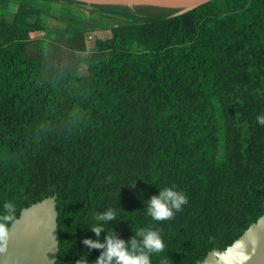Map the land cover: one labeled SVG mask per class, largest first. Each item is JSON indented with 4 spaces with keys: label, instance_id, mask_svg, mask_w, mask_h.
Segmentation results:
<instances>
[{
    "label": "trees",
    "instance_id": "16d2710c",
    "mask_svg": "<svg viewBox=\"0 0 264 264\" xmlns=\"http://www.w3.org/2000/svg\"><path fill=\"white\" fill-rule=\"evenodd\" d=\"M76 3L0 0V210L56 195V264L95 261L83 240L110 207L101 239L151 228L152 264H202L264 215V0L175 17ZM166 186L188 202L154 221Z\"/></svg>",
    "mask_w": 264,
    "mask_h": 264
},
{
    "label": "water",
    "instance_id": "95a60500",
    "mask_svg": "<svg viewBox=\"0 0 264 264\" xmlns=\"http://www.w3.org/2000/svg\"><path fill=\"white\" fill-rule=\"evenodd\" d=\"M90 6H151L179 9L175 17L211 0H71ZM57 196L23 208L9 226V238L0 251V264H56L59 255ZM202 264H264V215L225 250L208 253Z\"/></svg>",
    "mask_w": 264,
    "mask_h": 264
},
{
    "label": "clouds",
    "instance_id": "9594fccd",
    "mask_svg": "<svg viewBox=\"0 0 264 264\" xmlns=\"http://www.w3.org/2000/svg\"><path fill=\"white\" fill-rule=\"evenodd\" d=\"M256 119L260 125H264V114L258 115ZM187 202L188 197L185 192L178 190L175 186H166L160 188L157 194L147 200L146 211L154 221L168 220ZM14 216L15 205L10 201L4 202L0 210V251L6 246L9 226ZM115 218L116 212L111 207L95 216L97 223L93 224L89 230L97 238L95 240L85 238L83 244L89 249H100V255L94 262L89 260L88 255H83L75 261V264H152V254L162 251L165 247L160 233L151 228L141 229L133 237L125 240L117 236L113 230L101 239V233L107 229L105 225Z\"/></svg>",
    "mask_w": 264,
    "mask_h": 264
},
{
    "label": "rangeland",
    "instance_id": "374dc122",
    "mask_svg": "<svg viewBox=\"0 0 264 264\" xmlns=\"http://www.w3.org/2000/svg\"><path fill=\"white\" fill-rule=\"evenodd\" d=\"M56 4V3H55ZM56 7V6H55ZM134 13L140 14L141 11H149V15H162V14H166L168 16L172 15V14H176L178 12V10H176L175 12H171L170 10H166V9H159L156 7H151V6H144V5H137V6H132L129 7ZM12 10L15 11L16 10V6L12 7ZM87 11H93L91 9H87ZM10 17V15L8 16ZM160 18V17H159ZM108 32L106 30H101L100 32L96 33L95 36L96 37H107L108 36ZM131 45L133 46L134 50H137L136 46H137V42L133 41V44L131 43ZM79 65H80V74L82 76H85L87 74V64H86V60L81 59L79 60Z\"/></svg>",
    "mask_w": 264,
    "mask_h": 264
},
{
    "label": "crops",
    "instance_id": "0c3cea01",
    "mask_svg": "<svg viewBox=\"0 0 264 264\" xmlns=\"http://www.w3.org/2000/svg\"><path fill=\"white\" fill-rule=\"evenodd\" d=\"M74 7H75V9H74V13L75 14H77V15H81V14H83V10L85 9V10H87V9H90L89 7H87V6H82L81 4H74Z\"/></svg>",
    "mask_w": 264,
    "mask_h": 264
},
{
    "label": "bare ground",
    "instance_id": "6f19581e",
    "mask_svg": "<svg viewBox=\"0 0 264 264\" xmlns=\"http://www.w3.org/2000/svg\"><path fill=\"white\" fill-rule=\"evenodd\" d=\"M160 9V8H159ZM165 9V8H164ZM166 10H170L171 12H175L177 9H173V8H166ZM141 15V14H140Z\"/></svg>",
    "mask_w": 264,
    "mask_h": 264
},
{
    "label": "built area",
    "instance_id": "2783aa9c",
    "mask_svg": "<svg viewBox=\"0 0 264 264\" xmlns=\"http://www.w3.org/2000/svg\"><path fill=\"white\" fill-rule=\"evenodd\" d=\"M85 5H86L87 7H89V8L91 7L90 5H87V4H85ZM90 38H92V37H90Z\"/></svg>",
    "mask_w": 264,
    "mask_h": 264
}]
</instances>
